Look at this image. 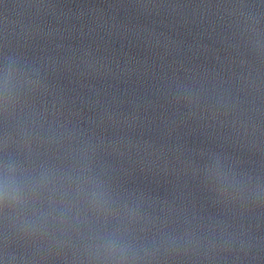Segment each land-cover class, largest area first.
Wrapping results in <instances>:
<instances>
[{
  "label": "water",
  "instance_id": "1",
  "mask_svg": "<svg viewBox=\"0 0 264 264\" xmlns=\"http://www.w3.org/2000/svg\"><path fill=\"white\" fill-rule=\"evenodd\" d=\"M0 264H264V0H0Z\"/></svg>",
  "mask_w": 264,
  "mask_h": 264
}]
</instances>
